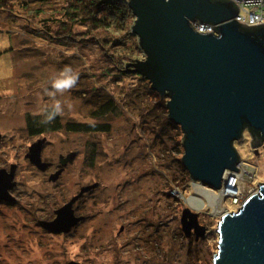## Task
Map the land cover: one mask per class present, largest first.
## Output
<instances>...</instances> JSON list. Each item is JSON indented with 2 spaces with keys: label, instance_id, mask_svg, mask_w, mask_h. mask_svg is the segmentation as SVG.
<instances>
[{
  "label": "rangeland",
  "instance_id": "374dc122",
  "mask_svg": "<svg viewBox=\"0 0 264 264\" xmlns=\"http://www.w3.org/2000/svg\"><path fill=\"white\" fill-rule=\"evenodd\" d=\"M9 2L0 7V166L16 167L10 197L17 201L0 203V264H213L218 220L225 206H235L228 199L212 206L198 195L197 184L179 178L180 153L173 148L182 133L166 123V97L154 90L157 101L138 76L118 77L131 51L145 58L139 37L129 34V25L119 30L88 23L76 26L77 47L70 49L45 35L41 20L50 7L39 14L33 3ZM68 76H75V84L58 89ZM113 97L118 108L101 117L99 106ZM32 115L58 119L59 129L49 120L39 137L42 160L53 164L46 171L27 157L38 141L26 128ZM67 122L108 123L110 131L71 132L64 129ZM241 137L234 148L254 181H264V144L253 148L247 129ZM93 184L73 205L75 216L84 219L67 233H49L37 223L54 220V209ZM191 198L197 204L191 209L206 227L198 239L181 229Z\"/></svg>",
  "mask_w": 264,
  "mask_h": 264
},
{
  "label": "water",
  "instance_id": "95a60500",
  "mask_svg": "<svg viewBox=\"0 0 264 264\" xmlns=\"http://www.w3.org/2000/svg\"><path fill=\"white\" fill-rule=\"evenodd\" d=\"M129 6L145 52L135 70L152 89L170 96L169 116L184 132L181 160L187 173L211 189L227 185V170H237L240 158L233 143L242 139L245 125L253 148L264 142V21L250 25L233 18L238 6L231 0H129ZM195 22L213 23L215 32H199ZM42 142H34L27 157L45 170ZM14 173L15 165L9 172L0 168V198H9ZM258 184L237 212L220 216L213 264H264V181ZM95 185L83 187L42 226L67 233L84 219L75 216L73 204ZM181 229L196 239L206 234L191 206L182 211Z\"/></svg>",
  "mask_w": 264,
  "mask_h": 264
},
{
  "label": "trees",
  "instance_id": "16d2710c",
  "mask_svg": "<svg viewBox=\"0 0 264 264\" xmlns=\"http://www.w3.org/2000/svg\"><path fill=\"white\" fill-rule=\"evenodd\" d=\"M10 0H0V7L3 8L4 6H10ZM21 3L20 5H26L28 3H33L34 7H38V13H45L46 10H44L43 6L50 7L48 10L50 11L44 18L41 20L42 24H45L46 31L45 35H49L50 38L54 37L56 39L57 44L66 43V45L73 48L77 47V34L75 32L76 26L78 25H88L91 24L92 27H105L106 29H111V27L115 26L119 30H121V27H128L129 34L131 33V30L134 23L135 18L132 12L131 7L129 6V0H18ZM224 1V0H223ZM24 2L25 4H23ZM28 2V3H27ZM52 2L54 4H52ZM15 3V2H14ZM13 3V4H14ZM11 4V5H13ZM38 5V6H37ZM57 7H62V10L57 11ZM24 8V7H23ZM43 11V12H42ZM26 18L27 22H29V18ZM130 21V18L132 19V23L130 24L127 22L126 19ZM244 28V27H243ZM134 32V31H133ZM55 35H59L58 38L55 37ZM140 43V41H139ZM138 43V47H139ZM113 56H110V59H112ZM121 59V58H120ZM122 67H118L119 76L123 78L121 75L126 73V75L134 76L137 78H142L144 81H146L147 85V91L151 92L152 96L156 97V100L159 101V96L166 97V104L164 105L165 110L162 112L163 115L165 114L166 123L172 127V129H175L178 131V133H182L180 139H177L176 147L173 149L176 153H180V157L176 159L180 166L181 172H179L181 175L179 178H183V180L188 179V183L190 181V184L193 183V179L191 178V175L187 173L184 164L182 162V156L184 154L183 151V138H184V132L182 128L172 121V119L169 116V109L167 107V102L170 98V96L167 93H164L161 95L158 91L155 89L152 90V85L150 84L149 80L144 76L137 73L135 70L134 64L139 61L137 57H133V52L131 51L129 53V59L121 60ZM107 75H109V70H107ZM97 87H92V90H95ZM157 93H159V96ZM136 94V89H134ZM155 93V94H154ZM111 95V94H110ZM113 99H107L103 104L99 106L100 109V115L101 117L105 115H109L111 112L115 111V108H118V105ZM156 103V102H155ZM160 103H163L160 100ZM167 109V110H166ZM164 119V120H165ZM51 121L52 127L55 129H59L58 119L57 116L53 115L49 117L47 120H42L39 115L30 116L28 118V121L26 122V128L30 135L39 134L44 132L45 125L48 123V121ZM164 120H160L159 125L165 123ZM64 129L71 132H81V133H103V132H109L110 127L108 123H98V122H67L66 126H64ZM160 130L157 131L159 135L162 134L163 130L162 126L159 127ZM244 129L249 130V127L245 125ZM242 130V132L244 131ZM257 137V134L255 135V138ZM184 173V174H183ZM215 234H217V230L215 229Z\"/></svg>",
  "mask_w": 264,
  "mask_h": 264
},
{
  "label": "built area",
  "instance_id": "2783aa9c",
  "mask_svg": "<svg viewBox=\"0 0 264 264\" xmlns=\"http://www.w3.org/2000/svg\"><path fill=\"white\" fill-rule=\"evenodd\" d=\"M238 6V11L233 17L237 20H242L247 24L257 23L264 21V0H231ZM232 18V19H233ZM198 23V22H197ZM193 26L199 32H207L213 30V23H193ZM235 167L237 170H227L231 174L230 178L226 181L227 185L219 188L217 192L214 189L210 190L211 195H216L219 197L218 203L220 201H225L228 199L235 209L230 210L227 206L222 210L223 213L226 212H237L242 206L247 198L255 192L259 184L255 182L254 172L249 170V165L244 163L243 159H238ZM254 170V169H253ZM195 184V183H194ZM211 189V188H210ZM176 192V191H175ZM224 207V203H222Z\"/></svg>",
  "mask_w": 264,
  "mask_h": 264
},
{
  "label": "flooded vegetation",
  "instance_id": "af4514ba",
  "mask_svg": "<svg viewBox=\"0 0 264 264\" xmlns=\"http://www.w3.org/2000/svg\"><path fill=\"white\" fill-rule=\"evenodd\" d=\"M43 133L41 132V133H39V134H34V135H30L31 137H38V139L37 140H42V139H40L39 137H40V135H42ZM44 140V139H43ZM45 142V141H44ZM262 144H264V142L262 143ZM42 159V158H41ZM241 159V158H240ZM42 161H44V160H42ZM45 163H47L48 165H47V167H46V169L45 170H41L40 168H38L37 166H36V168L37 169H39V170H41V171H46L47 169H50L51 167H52V163L51 162H46V161H44ZM13 165H11L9 168H7V167H4V166H0V168H5L8 172L10 171V168L12 167ZM15 170H16V167H15ZM15 174V173H14ZM52 174V173H51ZM50 180V179H49ZM14 181V180H13ZM16 185H17V183H15L14 185H13V187L12 188H10L8 191H9V193L11 194V192H13L14 191V189H15V187H16ZM17 201V199L15 198V197H10L9 196V198H0V203H6V204H9V205H12V204H14L15 202ZM58 209V208H57ZM57 209H54L53 210V214H55L56 215V213H55V211L57 210ZM50 221V220H49ZM41 222H45V221H43V219H41V220H38L37 221V223L40 225V226H42V224H41ZM43 227V226H42ZM44 228V227H43ZM46 231H48L49 233L51 232V231H49V230H47L46 228H44ZM55 233V232H54Z\"/></svg>",
  "mask_w": 264,
  "mask_h": 264
},
{
  "label": "bare ground",
  "instance_id": "6f19581e",
  "mask_svg": "<svg viewBox=\"0 0 264 264\" xmlns=\"http://www.w3.org/2000/svg\"><path fill=\"white\" fill-rule=\"evenodd\" d=\"M206 190V188L204 187V186H202V185H200V184H197L196 185V191L198 192V195L201 197V198H203V200H207V202L208 203H210L212 206H217V203H218V200H219V197L218 196H216L215 194L214 195H211L210 193H209V191L208 192H206L205 191ZM193 198H191L190 200H189V202H190V206L191 207H197V204H196V202L194 201V200H192ZM77 201V200H76ZM75 201V202H76ZM74 205V204H73Z\"/></svg>",
  "mask_w": 264,
  "mask_h": 264
},
{
  "label": "clouds",
  "instance_id": "9594fccd",
  "mask_svg": "<svg viewBox=\"0 0 264 264\" xmlns=\"http://www.w3.org/2000/svg\"><path fill=\"white\" fill-rule=\"evenodd\" d=\"M76 82L75 76H68L67 79L63 80V82L57 83L56 87L60 90H63L65 88L72 87ZM57 111H59V106H57Z\"/></svg>",
  "mask_w": 264,
  "mask_h": 264
}]
</instances>
